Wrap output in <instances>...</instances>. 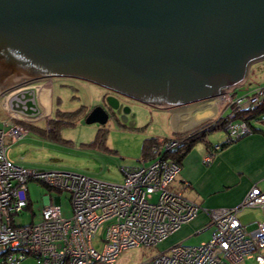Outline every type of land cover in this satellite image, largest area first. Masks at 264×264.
Here are the masks:
<instances>
[{
	"label": "water",
	"instance_id": "obj_1",
	"mask_svg": "<svg viewBox=\"0 0 264 264\" xmlns=\"http://www.w3.org/2000/svg\"><path fill=\"white\" fill-rule=\"evenodd\" d=\"M261 59L264 0H0V97L70 76L171 108L236 88ZM106 119L96 105L84 120Z\"/></svg>",
	"mask_w": 264,
	"mask_h": 264
},
{
	"label": "built area",
	"instance_id": "obj_2",
	"mask_svg": "<svg viewBox=\"0 0 264 264\" xmlns=\"http://www.w3.org/2000/svg\"><path fill=\"white\" fill-rule=\"evenodd\" d=\"M239 95L235 94L239 102L235 109L260 101L254 95L242 102ZM3 96L0 106L6 109L7 118L0 119V264H19L27 254L35 256V264H110L126 248L156 244L201 210L207 220L197 232L210 228L208 238L194 244L174 243L137 264H238L244 258L264 264V190L252 185L243 200L233 206L205 208L170 187L181 165L158 154L150 159L140 157L134 166L120 167V182L18 164L7 155L9 144L27 131L17 120L31 122L40 112L30 84ZM227 127L230 138L248 131L242 122ZM156 139L157 147L152 149L177 145L174 137ZM213 153L214 149L208 148L203 161ZM30 179L65 191L69 215L61 214L58 194L55 199L48 194L37 221L14 224L15 214L28 203ZM247 206L261 210V218L250 228L236 215ZM98 228L101 231L95 235Z\"/></svg>",
	"mask_w": 264,
	"mask_h": 264
},
{
	"label": "rangeland",
	"instance_id": "obj_3",
	"mask_svg": "<svg viewBox=\"0 0 264 264\" xmlns=\"http://www.w3.org/2000/svg\"><path fill=\"white\" fill-rule=\"evenodd\" d=\"M29 84L34 88V102L40 113L31 121L34 125H26V134L9 144L8 152L13 160L18 164L36 169L69 171L85 174L106 182H120V166H134L139 162L141 143L144 137L156 135L170 137L178 132H187L192 128L199 127L207 121L212 123L218 116H225L232 109L237 110L235 106L239 102H237L235 94H240L242 102L254 95L260 99L263 95L262 87L264 86V59L249 65L244 82L234 88L235 90L227 91L224 93L226 96L220 95L208 99V101L213 100L217 111H221V114L216 115L217 112H214L213 109L211 115L203 116L202 120L188 129H185V113L196 118L192 109L198 101L171 108H158L111 93L109 96L126 103L129 109L127 118L123 121L122 117H114L115 115L109 114L106 121L99 124L97 122H85L84 119L93 106L106 103V97L104 98L105 101H102V96L108 91L107 89L87 80L70 76H51L32 81ZM3 99L5 96L0 97V105ZM57 110H75L76 112L71 118L70 124L61 125L54 131H48L47 125H51L50 118L56 117ZM6 118V109L0 106V119ZM62 118L69 119L67 116H62ZM240 122L237 119L228 120L223 127L221 126L222 128L208 131L205 140L214 144L222 140L225 134L229 137L226 126ZM256 125L264 130L263 125L259 123ZM34 126L44 127L45 130L38 131ZM102 137L103 142L99 144ZM204 146V142L197 141L191 148H203ZM148 161L146 160V163ZM27 187L29 206L15 214L14 224L37 221L48 194L52 199H55L58 194L57 201L61 214L69 215V202L65 191L50 188L35 179L28 180ZM247 192L240 201L243 200ZM242 216H250L254 219L257 218L258 211L256 209H244V212L240 213V217ZM210 230L207 228L202 232L191 233L184 238L181 237L173 241L169 240L170 237H164L156 244L126 248L122 254L126 258L127 264H136L154 251L165 249L177 243L174 241L182 240L183 243L194 244L200 240H205L208 238ZM100 231L101 228H98L95 235H98ZM93 243L95 246L98 245L96 239L93 240ZM31 262L33 259L27 256L19 264Z\"/></svg>",
	"mask_w": 264,
	"mask_h": 264
},
{
	"label": "crops",
	"instance_id": "obj_4",
	"mask_svg": "<svg viewBox=\"0 0 264 264\" xmlns=\"http://www.w3.org/2000/svg\"><path fill=\"white\" fill-rule=\"evenodd\" d=\"M213 109L214 112H217L216 115L222 113L221 111H217L213 100L208 101V99H205L198 101L192 109V113L195 112L196 118L189 113H185V129L195 126L202 120L203 116L201 114L204 112L210 110V114L208 115H211ZM206 151L207 147L205 146L203 148H191L183 156L180 164L181 168L170 183L172 189L180 191L183 195L200 203L205 208L233 206L241 200L251 185H256L258 188L264 190V135L262 132L254 131L243 134L221 150L215 151L209 160L204 162L203 158ZM7 155L13 160L9 152ZM26 189L28 194V187ZM244 209H256L258 211L257 218L252 219L250 216L240 217V213L244 212ZM238 212L236 214L237 218L246 228L252 227L251 224L261 218V210L258 207H243ZM206 220L207 214L201 210L195 217L183 223V225L166 237H170V241L181 237L184 238L191 233L197 232V229ZM122 251L110 264H127ZM91 264L109 263L94 261ZM238 264L256 263L252 258H244Z\"/></svg>",
	"mask_w": 264,
	"mask_h": 264
},
{
	"label": "trees",
	"instance_id": "obj_5",
	"mask_svg": "<svg viewBox=\"0 0 264 264\" xmlns=\"http://www.w3.org/2000/svg\"><path fill=\"white\" fill-rule=\"evenodd\" d=\"M262 88H263V95L259 99L260 101L257 105L245 107L242 109H237L234 111L231 110V112H228L225 116L223 115L218 116V118H216L212 123L207 121L204 124L200 125L199 127L192 128L187 132H178L174 134V136L171 135L170 137H174L177 140L176 141L177 145L173 148L152 149V147L154 146L157 147L158 143L156 138L158 137V135L144 137L141 143V158L150 159L158 154L163 157L165 156L171 158L181 164V160L183 156L191 149V147L197 141L204 142L205 147L213 148L215 152L221 150L223 147H225L232 141L236 140L243 134L254 131H260L264 135V130L256 125V123H259L264 126V86ZM75 112H76L75 110L58 111L57 115H55L56 116L55 118H50L51 125L50 126L47 125L48 131H54V129H56L61 125L70 124L72 122L71 118L74 116ZM62 116H67L69 119H64L62 118ZM235 119L241 121L245 126H247L248 131L238 135L235 138L227 137V135L225 134V137L222 140L215 143L216 148L213 147L214 144H211L209 141L205 140V136L208 131L215 128H222L228 120H235ZM17 121L21 124L25 123L24 121L21 120H17ZM31 124L33 123H28L27 125H31ZM34 127L36 130L38 129V131L45 130L44 127H39V126H34ZM162 137L164 139L168 138L166 136H162ZM102 142H103V137L99 141V144ZM120 167H131V166H120ZM29 203L30 202L28 200V203L26 205L27 207L29 206ZM27 256L34 258L33 262L34 263L36 262L35 256L29 254H27Z\"/></svg>",
	"mask_w": 264,
	"mask_h": 264
},
{
	"label": "flooded vegetation",
	"instance_id": "obj_6",
	"mask_svg": "<svg viewBox=\"0 0 264 264\" xmlns=\"http://www.w3.org/2000/svg\"><path fill=\"white\" fill-rule=\"evenodd\" d=\"M111 93H114V92H111V91H106L105 93H104V95L102 96V101H105V97H109V95L111 94ZM108 94V95H107ZM119 95V94H118ZM119 96H121V95H119ZM122 98L124 97V96H121ZM124 98H127V97H124ZM117 99V98H116ZM129 99V98H128ZM111 102H114V100L113 99H109ZM106 103L104 104V105H101L104 109H105V111L107 112V116L109 115V114H111L112 116L113 115H115L114 117H121V116H125V120H126V118H127V116L126 115H128V111H129V109H128V107L126 106V103L125 102H123V101H120L119 99H117V103L118 104H120V106H119V108H118V110L116 109V107H112V106H110L108 103H107V101H105ZM123 107L125 108V109H127V111L124 113L123 112ZM200 112H202V111H200ZM124 120V121H125ZM25 123H22V126L26 129V125L28 124V123H32V122H28V121H24Z\"/></svg>",
	"mask_w": 264,
	"mask_h": 264
},
{
	"label": "bare ground",
	"instance_id": "obj_7",
	"mask_svg": "<svg viewBox=\"0 0 264 264\" xmlns=\"http://www.w3.org/2000/svg\"><path fill=\"white\" fill-rule=\"evenodd\" d=\"M250 106H252V105H250Z\"/></svg>",
	"mask_w": 264,
	"mask_h": 264
},
{
	"label": "clouds",
	"instance_id": "obj_8",
	"mask_svg": "<svg viewBox=\"0 0 264 264\" xmlns=\"http://www.w3.org/2000/svg\"><path fill=\"white\" fill-rule=\"evenodd\" d=\"M29 199V198H28Z\"/></svg>",
	"mask_w": 264,
	"mask_h": 264
}]
</instances>
